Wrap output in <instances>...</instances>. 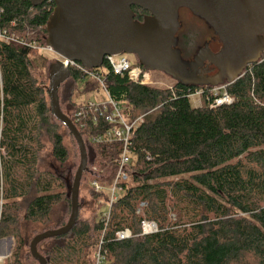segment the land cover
<instances>
[{
	"label": "trees",
	"instance_id": "1",
	"mask_svg": "<svg viewBox=\"0 0 264 264\" xmlns=\"http://www.w3.org/2000/svg\"><path fill=\"white\" fill-rule=\"evenodd\" d=\"M131 9L137 23L149 16ZM53 10L52 0L38 6L0 0V239L15 243L3 264H22V223L50 224L62 204L71 213L76 165L62 169L69 155L61 129L77 144L51 110L46 83L53 59L38 52L47 47ZM105 68L106 94L122 106L125 120L143 118L129 137L127 180L116 186L111 203L109 193L91 187L113 186L122 144L93 142L110 126L74 96L100 86L70 67L58 88L59 107L63 88L67 110H60L85 146L80 184L89 188L94 207L91 218L81 219L78 196L73 228L40 242L37 253L46 264H93L98 250L103 264H264V52L237 80L217 87L176 81L164 89L140 86ZM221 87L233 102L209 109L211 91ZM198 92L202 103L195 108L190 97ZM46 140L54 164L46 161ZM65 216L44 232L64 227ZM143 221L157 232L142 236ZM124 230L132 237L117 241ZM27 258L38 264L29 246Z\"/></svg>",
	"mask_w": 264,
	"mask_h": 264
},
{
	"label": "water",
	"instance_id": "2",
	"mask_svg": "<svg viewBox=\"0 0 264 264\" xmlns=\"http://www.w3.org/2000/svg\"><path fill=\"white\" fill-rule=\"evenodd\" d=\"M28 1L38 6L45 0ZM52 1L54 10L46 28V46L65 61L50 68L48 96L54 117L77 144L80 163L70 189L71 213L67 224L36 235L30 242V254L38 264L46 262L37 253V245L66 235L74 226L80 180L87 166L80 134L59 107L58 88L69 77L68 62L91 70L101 67L107 56L132 54L146 70L164 72L183 85L217 87L237 80L245 67L255 63L264 52V0ZM133 6L149 13L142 23L134 21ZM180 9L189 10L211 28L222 45L217 53L201 52L191 64L182 61L174 50ZM205 61L217 69L216 74L200 73Z\"/></svg>",
	"mask_w": 264,
	"mask_h": 264
},
{
	"label": "rangeland",
	"instance_id": "3",
	"mask_svg": "<svg viewBox=\"0 0 264 264\" xmlns=\"http://www.w3.org/2000/svg\"><path fill=\"white\" fill-rule=\"evenodd\" d=\"M178 21H179V27L178 31L175 36V46L174 50L178 52L179 56L181 57L183 62L186 63H194L196 58L201 54V52H209V50L205 49V42L207 40L213 39V42L211 44V50L216 51L220 47V43L218 41L217 43V36L214 34V32L211 30V28L200 18L194 16L189 10L187 9H180L178 12ZM39 53L48 54L50 55L53 65L58 62L55 57L52 56L51 53L47 52L46 49H40L38 51ZM212 53V52H211ZM123 56H125L129 61L132 63H137V57L132 54H126L124 53ZM61 62V61H60ZM139 62V61H138ZM50 72V71H49ZM49 72H48V78H49ZM99 72L101 74L106 72V68L102 67L99 68ZM216 74V73H215ZM149 75L151 77V80L156 83L155 87L157 88H168L171 87L174 83V80L169 77L164 72L160 71H149ZM47 78V79H48ZM100 86V85H99ZM46 87H49V83L47 80ZM103 87L100 86V88L97 91L91 92L89 94H83L82 92H78L74 96V100H76L77 103L85 105L88 102L92 103H102L107 102V97L105 92L102 89ZM65 89L60 90V107L66 111L67 110V103L64 102V94ZM201 97L199 94L194 95L190 97V104L192 107H199L201 105ZM61 132L63 134V143L68 151V161L66 162V165L62 167V169H66L69 166L76 165V169L73 174V180L76 174V171L78 169L79 165V156H78V150L76 145L74 144L72 138L68 135L67 132H65L64 129H61ZM51 149V146L49 142L46 140V152L45 156H47L46 161H49L50 163L54 164L52 162L49 151ZM54 167H57L54 165ZM92 187V185H91ZM103 188V191L109 193V189L106 186H101ZM93 188V187H92ZM88 187L86 185L80 184L79 186V203H80V209H79V217L83 220H87L92 217L93 212V205L89 197ZM110 196V194H109ZM0 210H2V202L0 201ZM65 210H66V216H65ZM70 210H67V206L62 204L59 207L55 208L51 215V222L50 224H47L45 226L37 223H22L21 224V235L26 241V248L24 249V255L22 259V264H30V260L27 258L28 253V246L30 245L31 240L36 236L44 232L45 229H47L49 226H55L59 219L63 216H65V223L69 219ZM8 239V238H5ZM11 241L7 242L13 246L14 248V240L11 238ZM1 246V244H0ZM13 248H10V255L7 258V260H10V256L12 254ZM93 257V255L91 254ZM91 261L93 259L90 258ZM90 261V262H91ZM92 264V262L90 263Z\"/></svg>",
	"mask_w": 264,
	"mask_h": 264
},
{
	"label": "built area",
	"instance_id": "4",
	"mask_svg": "<svg viewBox=\"0 0 264 264\" xmlns=\"http://www.w3.org/2000/svg\"><path fill=\"white\" fill-rule=\"evenodd\" d=\"M47 52L51 53L53 57L57 60L64 62L65 60L55 54L51 48H45ZM68 69L70 67H76L81 73L86 75V77L95 80L101 87H103V91L106 94L105 87H104V78L106 76L107 70L105 73L101 74L99 72V68L108 67L109 71H111L114 75L123 76L125 75L127 79L135 84L140 86H149L155 87L156 83L151 80L149 75V71L142 67L139 63H132L129 61L123 54H116L107 56L101 67L97 69L88 70L83 67L79 63L75 62H68ZM212 101L209 104V109L221 107L224 105H230L233 102V99L225 92L224 87L215 88L212 91ZM201 95L200 92L196 93L195 95ZM194 96V95H193ZM107 102L102 103H92L88 102L83 105L85 108L84 110H92L94 113H98L100 117L104 118L107 124L110 126L106 130V132L96 137L93 142L94 143H113L118 142L122 144V153L120 156L119 164H118V172L113 183V186L109 189L110 194V203L115 200V192L116 186L127 180V176L125 173V169L130 162L129 152L127 147L129 145V137L131 134L132 129H134L138 124L143 122V118H139L135 120L133 123H128L123 115V108L120 104L113 102L106 94ZM192 97V96H191ZM81 114L76 115V119H79ZM77 121V120H76ZM94 188L95 192L100 193L103 191V188L97 184L96 182L91 184ZM145 207V204H141L140 208L137 210V213L141 212L142 208ZM1 214V210H0ZM142 236L153 234L157 232L156 225L153 222L143 221L141 224ZM132 234L129 230H124L121 232L116 233L115 238L117 241H122L126 239H130ZM0 264H3L5 260L10 255V248L13 246L11 243L7 242V239H0ZM93 264H103V258L100 255L99 250L93 256Z\"/></svg>",
	"mask_w": 264,
	"mask_h": 264
},
{
	"label": "flooded vegetation",
	"instance_id": "5",
	"mask_svg": "<svg viewBox=\"0 0 264 264\" xmlns=\"http://www.w3.org/2000/svg\"><path fill=\"white\" fill-rule=\"evenodd\" d=\"M217 39H218V37H217ZM218 41H219V39L217 40V43H218ZM212 42H213V39H209V40H207L206 42H205V49L206 50H209V52H212L213 54H215V53H217L219 50H220V48H221V42L219 41V43H220V47L216 50V51H212L211 50V44H212ZM200 73H202V74H204V75H206V76H212V75H214L215 73H217V69L216 68H214V66L212 65V64H210L208 61H205L204 63H203V65L200 67Z\"/></svg>",
	"mask_w": 264,
	"mask_h": 264
}]
</instances>
